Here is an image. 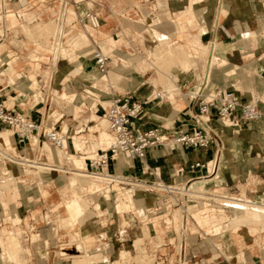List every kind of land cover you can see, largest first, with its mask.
Here are the masks:
<instances>
[{"label":"rangeland","instance_id":"obj_1","mask_svg":"<svg viewBox=\"0 0 264 264\" xmlns=\"http://www.w3.org/2000/svg\"><path fill=\"white\" fill-rule=\"evenodd\" d=\"M7 1L8 7L6 8V10H0V15L3 16L2 18H6L5 20H7V35L2 37L0 39V42H5L6 45H8V47L11 49L10 53L19 57L18 60L22 67L28 68L32 65L31 63L36 62L31 61L29 57V54L31 53L44 55L45 57H47V59L42 58L39 61L40 66L38 69H36L37 82L34 83L36 85V88L27 90L24 96H18V90L14 85L8 86L6 78L5 83L3 85H0V88H3L2 94L5 96V98L7 93L18 96L15 107L21 108L24 112H30L33 117L38 120L39 125L43 128L45 127L47 129H50L55 127L57 130L61 131L63 124H67L69 127L67 134L69 136L75 135L77 130L82 129L78 136L81 135V138L87 141V146L90 147L89 150H91L92 148H97L98 150L101 148H98L99 146L104 145L105 147L108 143H106V141H101L100 139V133L102 131L108 132L109 130L106 121L105 123L102 122V112L104 106L99 101L94 102L88 96V94L85 92L84 85L81 83V80L77 76H75L74 73L63 72L60 69L63 67V62L59 60L62 54H66L65 48H70L69 52L72 51V46L68 44V42H66V39L70 38V41H72V39L77 36L78 32H81L82 29H84V26L82 24L83 20L91 25L92 28L88 25L87 27L89 28V32L94 34L92 36L93 41L88 47H86L85 50H93V52H95L96 49L102 48L99 44V41L102 38L100 30L105 29L108 37L119 40L116 45V49L119 51L118 57L122 55V58H118L117 60L113 55V53H115L113 52V50L111 51V49H109L108 47L102 48L104 52H108L111 55L108 70H114L122 75V77L116 83L108 84L103 75L106 73L100 72L98 70V68L95 66L92 55L88 54L87 56H84L83 52L85 50H77V53L80 55V60L85 61L88 64L86 68H88L89 72L95 76L94 79L89 77L87 78V75H85L84 77L85 80L91 85L88 86L89 88L87 89V92L91 94L90 91L94 90V99L99 95L102 99L103 95L101 94L105 93V91L109 95V100L111 99L113 94H123L126 92L131 93L132 96H136V98H147L151 96L154 90L159 89L164 92L165 96H168L166 92H174V101L182 104V107H185L183 111L190 113L189 110L192 111L195 107L192 97L197 96L202 91H208V89H210L212 86H216L226 89H232L243 98L249 99L254 96H259L260 104L264 105V65H262V67H258V65L255 64V67L252 68L250 65L246 66V64H248L252 59H257V61H259L260 56L264 53V23H258V16L264 17V9L254 8L252 10L253 15L249 16L250 21H248V31L243 30L247 39L250 40L249 43H246L244 41L235 42L237 41V38L242 37V33L236 34L235 36H229L224 41L202 40L206 45L199 40L193 39V43L201 52L204 60L202 61L201 58V61H198L196 58L192 60L191 54L194 55V53L183 52L180 45L174 47L177 44L174 42L178 41V44L185 42V40L183 39H178L177 30L178 26H181L179 24V21H184V25L188 27V30L190 32H197L199 26L195 23L192 25H188V23L185 22L186 16H183L182 19H179L175 13L171 14L168 8H165V6H163L164 4H162L161 1V5L159 6L156 5L157 2L155 0H148L147 2L143 0H96L98 2H114L115 6L112 10H107V8H102L101 6H99L100 8L95 10V12L99 13L100 26L93 27L91 24V20L86 17V12L89 10L88 2H91L92 0H67L68 4L65 7L67 26L63 30L59 26V23H57L58 20L53 17L54 12L56 11V9H53V7L59 5L60 0H45V2L50 3L46 7H43L42 2H38L40 0H27V2L29 3L25 5L22 4L25 0ZM261 3H264V0L254 1V5L258 7ZM75 5H78V7H76ZM32 6L34 7L30 8ZM24 7L28 9L27 12L31 16L37 17L41 15L42 17V20L38 19L30 23V33H25L20 29L17 32L14 31L12 27L11 17H6L4 15L8 13L6 12L7 10H10L11 12H17L18 18L26 21V17H22L20 15V12L24 10ZM70 10L77 12V16L74 17L70 13ZM216 12V25L213 29L216 33H234L231 29H229V26H224L227 19L231 16H233L237 20H246V11L243 8L236 9L233 5L230 6V9L228 10L226 16H221L220 7L216 8ZM241 15L243 16L241 17ZM47 21H51V24L48 25L49 23H45ZM158 21L160 23H155ZM44 24L46 27L47 25L51 27V25L53 24L52 30H50L49 27L46 28L45 26H42ZM152 24L157 26L156 28L158 30L157 34L159 38L166 37L161 33H165L170 37L168 43H173V48L166 47L169 45L167 42L164 43V47L158 40L152 39V33L150 31V27ZM71 26L73 27L72 30L69 29V27ZM43 27H45V31L43 30ZM201 28V33L207 34V28H209V26L207 28L205 26H202ZM2 29L4 30V32ZM46 31L49 34V36L47 35L48 39L46 36ZM155 32L157 31L155 30ZM0 33L5 34V25H2L1 23ZM60 33L63 34V39L58 38ZM139 34H142L143 37L139 36ZM47 40H49L50 42ZM219 42L225 43L228 46V50L218 49L219 53H217L216 51L214 52L219 62L216 67H213L211 69L210 76L207 77V62H205V59H208V55L210 52L209 50L212 48V46L216 47V43ZM66 45L67 47H65ZM235 45H237L236 50H231V47H234ZM245 45H250V47L248 49H245ZM202 49L205 50L203 51ZM19 50H22V52H16ZM177 52H180V54H178ZM56 53L58 56L56 55L55 57L54 54ZM172 54L173 56H171ZM75 56L77 57V55L72 52L69 56H67L64 64L71 65L70 67L72 68ZM161 56L163 57V59L161 58ZM157 58L161 59L158 60ZM185 58L186 61H184ZM7 59H9V57H7ZM164 60H166V63L168 61L167 66ZM181 60H183L185 63L180 62ZM172 61L175 63H173ZM176 61H179V63ZM232 64L236 65V70H232L233 72L229 73L227 71L231 68L230 65ZM182 67L187 70L183 69ZM257 68H260L261 70L257 72ZM130 70L132 72V77H130ZM45 71L48 72L44 73ZM172 71L178 74L177 80L173 81L171 79ZM165 73H167V75ZM59 74L63 76V84L61 85L57 84L56 82V80L58 81L61 79V76ZM56 76L58 77L55 80ZM129 81L133 82L134 87L130 86ZM136 81H139L142 86L144 84L153 85L154 90H149L147 92V95H141L138 91ZM33 82L34 80L31 81L30 84L33 85ZM55 84L60 87L67 86L66 90L68 92L70 90L74 92L82 100V102L78 106H74V103H72L71 101L69 102V94H67V99L60 98L59 94L64 92L65 89L62 87L59 90L58 88H56L57 86H55ZM247 85L250 86V89L244 88ZM169 101L170 99L166 98L163 100L160 106L153 109L147 108L145 110L146 115H149L151 112L156 113L154 111L159 110L163 114V119L167 117H170L169 119H171L172 117L176 116L177 114H171L173 113V108L172 105L169 104ZM35 103H37V105L31 107L32 104ZM52 110H56L59 113L60 117L62 114V118L59 121H51ZM217 119H219V121L214 122ZM222 119L230 118H214V121H211L214 131L219 126L222 128V137L216 131L218 137L217 142L212 145V156H206L202 160L203 162L209 161L213 159L214 154H216V159L218 158L219 162H221L225 158V160H227V163L231 164L230 173L228 174V177H225L227 178L225 181L221 180L219 182L212 183L211 185L210 183L213 181H210V183L208 182L205 185V182L202 181V178L211 177V175L213 174L211 172H207V169H210V171H212L213 162H211L209 166L203 165V168L201 167L202 169L205 168L204 171L206 173L201 177V182L199 179L197 180V178L192 181L197 180L196 182H199L197 183L198 185H204L201 186V188H204H202L203 190L212 191L213 189H217L224 192H238L243 196H251L254 198H257L258 193L261 192V197L264 198V153L260 152V146L264 145V141L260 138H256V136L253 134H249L250 132L248 131H239L238 129L233 128L231 132H235L233 133V135L239 136L238 139L245 138L244 135L239 134L241 133L250 136L253 140L247 138L243 142L244 152H242V156L240 153L241 147H238L235 154L225 157L223 153L225 150H227L228 146L225 143L224 136L228 135L225 133L227 128L223 125H220ZM227 123H229V121H226L225 125ZM239 124L242 128L252 127V130L256 132H258L259 129L264 130V121H239ZM91 125L92 127L89 129V126ZM160 126L162 127L163 124H161ZM4 127L5 126H0V128ZM8 130L13 132L11 128L6 127L2 130L5 136H7ZM63 130L65 131L66 128L63 127ZM40 140L41 142H39V144H36L37 147L34 150L29 149L26 154L20 152L21 148H25L24 144H21L17 147L14 144L15 141L13 136H11V141L5 144L0 141L1 148L4 152L25 156L32 161L35 160L38 163L36 164V167L27 166V168H25L23 166L12 164V162L7 160L6 163L0 161V241L7 242L8 248L4 251V247L2 246V244H0V254L3 252L10 253L11 257L9 258L16 261V263L13 262V264H27L25 262V250L28 248L31 249L32 254L33 252H35L36 254H42L44 252L41 250L42 248H44V238L42 237V233H40L39 237L36 234L37 231L30 232L29 239L26 241L24 240L25 235L24 233H22V230L27 229L32 225L36 230H42L44 226L43 222L41 221L42 210L44 208H51L55 210L61 226L63 225L62 227L65 231L61 234L63 240L67 241V236H69L70 242H74L76 244L82 242V244L85 246V250L83 252H77L74 250V248H71L70 252L73 256L69 259L59 256L55 257V261L59 260L57 261V264H70L72 260L78 259H83L81 263H84L85 259L87 263L88 259L89 264H137V258L139 257L136 256H140V258H143V262L145 264H156V257H166L168 260H173L172 258H174V262L166 260L163 264H176L175 260L177 258V253L172 245H163L156 248V245L160 242L166 243L170 239L174 238V234L164 228V225L160 222L159 219L153 221V223L156 224L155 233L152 234L147 225H143L142 231L137 230L136 228H128V230L124 232V234L120 236V238L118 235L116 236V238H114L115 233L113 231L110 232L107 236V240L109 241L108 248H106V246V249L101 248L98 244V237L95 232L85 229V226L88 222H92L91 220L93 218V215H95V210L93 209V205L91 204V202L95 201L104 204L103 202L105 201L99 195H90V193L88 192V185H90V183H88V181L86 180V176L77 175L78 178L76 176V173L78 171L84 172V169H82L81 166L83 165V159L78 157L87 155V153L76 154L72 139L69 138V148L67 150L72 152L74 156H71L69 154V157L66 158L65 156L67 155V153L64 156L60 152L62 149L61 146H55L43 138H40ZM65 142L67 143V139L65 140ZM169 143L173 144L169 148L175 147L174 145L178 144L175 142ZM240 146H242V143ZM77 148L81 149V145H79ZM164 148L168 150V147H163V149ZM248 148L249 150H256L257 153H247L246 150H248ZM55 150L57 151V154L54 153ZM73 158L74 163L77 166L72 164ZM166 160L169 162H175L177 164L176 166L174 165V169L172 170L173 173H176L174 174V176H178L179 174L185 175L186 172H191V175L189 176H200L198 172L199 170H193L189 167L190 163H183L179 165L182 160L178 158ZM40 164L52 166L55 169L49 170L40 168L38 166ZM186 165L187 168L183 169V167ZM74 166H76L77 168H74ZM63 169H68L70 171H73V173L60 171ZM145 173H147V176L152 177L151 172ZM220 173L223 175L224 171L222 170ZM161 175L165 176L162 172ZM15 176H18L19 178L15 179ZM18 179H24L25 183L21 184L20 181H17ZM74 179L75 184L74 186H72L70 184V181H73ZM42 180H45V185H43V183H39ZM43 186L46 187V189L48 188L49 195L46 197L41 194L42 192H45V188H40ZM97 186L101 187L102 185L99 184ZM93 188L95 187L90 186V190H92ZM10 189H14L17 191L14 192ZM74 191L77 192L79 196L85 198L88 204L82 208V210L84 209V211L81 210L77 217L72 218L76 219L75 221H78L77 225H72V219H70L71 221L68 220L69 222L62 220L68 216V212L65 210L64 204H66V201L70 200ZM23 194H25V197L23 196ZM59 200L61 201L58 202ZM260 202L261 201L258 200L256 201V204H259ZM124 204L125 202H122L124 208L121 205L122 208L118 207L119 210L126 209L127 206L126 204ZM256 207L258 208V206ZM256 207L253 205L244 206L240 209H242V211L243 209L246 210L245 212L237 209L233 210L232 214L226 212V214L223 216L217 215L216 217L218 219V223L207 229H205L201 225V241L198 244L199 249L195 250L196 253L194 255V250H188L190 258L186 264H236L240 260L238 259V257L241 253V250L244 253L245 258L246 256L251 255L253 257L262 259V263L264 264V220L261 222L258 218L259 214H256L255 212L254 214H256L258 217L252 215L253 213L251 211L253 209L254 211H257L255 210L257 209ZM260 210L261 212H264L263 207H260ZM16 214L21 217L22 221L16 223L15 226H13L14 221H12V216ZM125 220L126 221L123 222L121 218L119 220L116 219L115 222H119L121 226H130L131 222L127 216ZM234 220L236 221V226L233 222ZM9 231L14 232H12V236L11 234H8ZM251 232L254 233H252L249 238H246L245 234H250ZM235 234H241L245 237L242 246H239L237 242L233 240ZM14 235L20 241L22 249L21 245L17 244L18 241L14 238ZM6 236H8V238ZM30 236L33 240L37 241L30 244ZM139 236H143V241L140 242V240L142 239H138ZM9 237H13V239L11 240V238ZM12 241H15V243ZM132 243L134 244V246L132 245ZM252 245L256 246L255 250L252 249ZM98 247H100L101 249H97ZM231 247H233L234 249ZM121 248L131 251L130 255L136 257V259L130 256L127 258V260H129L128 262L127 260H125V262H122L119 258V252ZM231 249L232 251L234 250V252L236 251L235 256H231ZM58 254L59 253H57V255ZM86 256H88V258ZM17 257H19V259Z\"/></svg>","mask_w":264,"mask_h":264},{"label":"built area","instance_id":"obj_2","mask_svg":"<svg viewBox=\"0 0 264 264\" xmlns=\"http://www.w3.org/2000/svg\"><path fill=\"white\" fill-rule=\"evenodd\" d=\"M22 4H27V0ZM7 7L8 1L3 0L1 9L6 10ZM4 15L8 17L6 14ZM2 17L0 16V23L5 25V34L0 33V39L7 35V20ZM86 17L91 20L94 27L100 26L99 13L95 12L94 9L89 8ZM66 26L67 24L63 25L62 29ZM58 38L63 39V34L60 33ZM92 58L100 71L108 70L111 59L108 52H104L102 48L96 49L92 54ZM2 91L3 88H0V126L11 128L15 139L26 145L27 151L29 149L34 150L37 147L36 145H29L32 136H37L39 142H41L40 138H43L55 146L63 145V135L59 130L55 127L43 128L30 113L20 110L15 105L8 107L5 104L6 98ZM162 98V91L154 92L151 96L142 100L126 92L113 94L111 103L107 107H103L102 117L106 121L113 140L107 148L98 149L95 156H86L84 172L87 179L97 180L102 185L100 189L90 190V186L87 184L90 195H99L105 202H103L104 204L91 202L95 215H93L92 222L86 224L85 229L95 232L99 246L106 249L109 245L107 236L110 232L114 231V238L117 235L120 238L128 228H136L142 231L143 225L150 228L153 221L159 219L164 228L174 234V240L166 243L160 242L156 245V248L163 245H172L177 253L176 264H186L190 258L188 250H194V255L195 250L199 249L198 244L201 241V224L196 215L201 217L202 212L223 216L226 212L232 214L233 210L244 206H252L258 200L264 203V200L243 196L238 192H224L217 189L212 191L201 190V185L192 181L195 178L198 179L199 176L186 181L167 180L156 169L151 172L152 178L130 174L119 175L115 170L112 158L125 154L133 161L138 160L146 163L148 149L163 146L169 142H175L186 148L208 153L212 145L217 142L218 137L212 129L211 121L213 118L231 117L245 122L264 121V105L260 104L259 96L249 99L243 98L232 89L212 86L208 91H202L197 96L192 97L195 107L189 115V123H182L177 127L167 129L159 125L145 128L135 126L132 118L144 111L146 106ZM6 160L23 167H36L35 160L32 161L17 154L9 153L8 156L0 159L3 163H6ZM203 165L202 158H199L192 162L189 167L193 170H200ZM145 166L148 168V165ZM213 166H215V163ZM184 168H187V166H184ZM60 171L73 173L68 169ZM207 171L212 173L210 169ZM115 184H119L120 188H115ZM128 191L133 194L134 198L141 197L142 204L120 211L118 206L125 201ZM96 203L99 204V207L95 206ZM175 211L181 213V224L178 228L175 227L173 221ZM126 216L131 222L130 226H121L119 222H115L116 219L121 218L123 222L126 221ZM41 221L48 228L49 239L53 240L52 248L56 254L59 253V257L71 258L73 256L70 252L71 248H74L77 252L85 250L82 242L79 244L70 242L69 236H67V241L63 240L61 234L65 231L59 223L55 210L44 211L41 214ZM77 223L78 221H74L72 225H77ZM29 230L30 232L37 231L36 234L40 237L41 229L36 230L32 225ZM150 232L152 234L156 232L154 226L150 228ZM36 241L30 236L31 243ZM132 245L134 246L133 243ZM100 247L97 249H101ZM166 260H168L166 257H156L155 262L156 264H163ZM168 261L171 262V260ZM236 264L257 263H253L244 257Z\"/></svg>","mask_w":264,"mask_h":264},{"label":"crops","instance_id":"obj_3","mask_svg":"<svg viewBox=\"0 0 264 264\" xmlns=\"http://www.w3.org/2000/svg\"><path fill=\"white\" fill-rule=\"evenodd\" d=\"M145 2H147L148 0H143ZM157 3L156 5H161L160 3L162 2V4H164L163 6H165V8H168L169 12L172 14V13H175L179 19H182L183 16H186V21L188 23V25H192V24H197L199 26V29L197 32H190L188 30V27H186L184 25V21H179V24L181 26H178V30H177V34H178V39H183L185 40V42H182V43H179L178 44V41H175L174 43H177L174 47L176 46H181V50L183 52H186V53H194L191 54L192 56V60L194 58H196L198 61H201V54H200V51L198 50V48L195 46V44L193 43V39H196V40H199L201 42H203L202 40L204 41H217V40H221V41H224L226 40L229 36H235L236 34H239V33H242V37L241 38H237V41L235 42H238V41H244L246 43H249L250 40L247 39V37L245 36V32L244 31H248V21H250L249 19V16H252L253 15V9L254 8H259V9H264V3H261L258 6H255L254 5V1L255 0H155ZM161 1V2H160ZM225 1V2H224ZM38 2H42V5L43 7H46L48 6L50 3L49 2H45V0H40ZM224 2V3H223ZM29 3V2H27ZM45 3V4H43ZM222 3V4H221ZM68 4L67 0H60L59 1V5L53 7V9H56V11L54 12L53 14V17H55V19L58 20V23H59V26L62 27L63 25L67 24V17L65 16V7L66 5ZM233 5L236 9H240V8H243L246 12H245V18L246 20H237L235 19L233 16L229 17L226 21V23L224 24V26H229V29H231L234 33L233 34H221V33H216L214 32V26L216 25V16H217V12H216V8H219L220 7V14L221 16H226V14L228 13V10L230 9V6ZM76 7H78V5H75ZM101 6L102 8H107V10H112L114 8V2H106V1H102V2H98L96 0H92L91 2H88V8H92L94 10H97L99 9ZM215 6V8H214ZM34 6L30 7V8H33ZM29 8V9H30ZM40 8V7H38ZM184 8V9H183ZM175 10V11H174ZM28 9L26 7H24V10L23 11H19L20 12V15L22 17H26V21L25 20H22V19H19L18 16H17V12H11L10 10H8V17H11V22H12V27H13V30L14 31H18L19 29L22 30L23 32L25 33H30L31 32V27H30V23L34 20H42V17L41 15L39 16H31L30 14H28ZM47 11V10H46ZM43 13H44V10H43ZM70 13L75 17L77 16V12L73 11V10H70ZM219 16V15H218ZM243 15H241L242 17ZM174 21V20H173ZM51 21H47L45 23H49ZM155 23H160L159 21L158 22H155ZM258 23H264V17H259L258 16ZM82 24H83V28L81 32H78L77 36L74 37L72 39V41H70V38H67L66 39V42H68V44H70L72 46V51L69 52L70 48L69 49H66L65 48V52L66 54H62L60 56V59L62 62H63V67L60 68L63 72H69V73H74L75 76H77L80 80H81V83L84 85L85 87V92L88 94V96L94 101H99L101 102V104L104 106V107H107L108 104H109V95L106 94V93H103L101 95H103V98L101 99L100 95L99 96H96V98L94 99V90L90 91L91 94H89L87 92V89L89 88L88 86H91L89 82H87L85 80V75H91L92 73L89 72V69L86 68V66L88 65L85 61H81L80 60V55L77 53V50L81 49V50H85L86 47H88L90 45V43L93 41V38L92 36L94 35L93 33L89 32V28L87 27L91 25L89 23H87L85 20L82 21ZM202 26H205L206 28L209 26V28H207V34H202L201 31H202ZM157 26L152 24L151 27H150V31L152 33V39L154 40H158L160 42L161 45H164L165 42L168 43V41L170 40V37L165 34V33H161V34H164L166 37L165 38H159L158 36V30L156 28ZM72 26L69 27L70 30H72ZM92 28V27H91ZM68 29V30H69ZM228 29V28H227ZM155 30L157 32H155ZM101 34H102V38L101 40L99 41V44L102 48H106L108 47L109 49H111V51L113 50V55L116 57V59L118 60V58H122V55L118 57V53L119 51L116 49V45L117 43L119 42V40H116L114 38H111V37H108V34L107 32L105 31V29H102L100 30ZM47 36V34H46ZM139 36L143 37L142 34H139ZM48 41V40H47ZM14 42V40H13ZM234 42V43H235ZM169 44V43H168ZM203 44H205L203 42ZM173 43H170L168 46L166 47H170V48H173L172 47ZM206 45V44H205ZM233 45V43H232ZM67 47V45L65 46ZM225 47V48H223ZM236 47L237 45H235L234 47L232 46L231 47V50H236ZM250 47V45H245L244 48L245 49H248ZM168 49V48H167ZM218 49H224V50H228V46L223 43V42H219V43H216V47H213L210 49L214 56L216 57V59L218 60L216 54L214 53L215 51L217 53L218 52ZM244 49V50H245ZM11 52V49L8 47V45H6L5 42H3L2 44H0V53L5 56L6 58L9 57L8 60H10L13 65L15 66V73L16 75L18 76L16 81L15 82H10V77H9V73L7 72V69H6V65L3 64L2 62H0V85H3L5 83V79L7 78V85L9 86H15L16 89L18 90V96L21 95V96H24L27 92V90H32L33 88H36V85L34 83L37 82V75H36V69L39 68L40 64H39V61L42 59V58H45L47 59V57H45L44 55H40L38 53H31L29 54V57L31 59V61H36L35 63H31L32 67H22L20 62H19V57L17 55H14ZM16 52H22V50L20 51H16ZM74 53L77 55V57L75 56V59H74V62H73V67L71 68L70 66L71 65H65V60L67 59V56H69L71 53ZM232 52V51H231ZM225 53V52H224ZM88 54H93V50H85L83 52V55L84 56H87ZM225 56H228V55H225ZM73 58V57H72ZM124 60V59H123ZM196 60V61H197ZM255 64L258 65V67H262V65H264V53L260 56V59L259 61H257V59H252L248 64H246V66L250 65L251 68L252 67H255ZM96 66V65H95ZM194 66V64H193ZM192 66V67H193ZM236 67V65H234ZM133 68V67H132ZM183 68V67H182ZM185 69V68H183ZM99 70V69H98ZM187 70V69H185ZM254 70V69H253ZM261 69L260 68H257L256 71L259 72ZM100 71V70H99ZM48 71H45L44 73H47ZM102 72V71H100ZM106 74H103L104 75V78L106 79L107 83H116L121 77L122 75L119 74L118 72L114 71V70H107V72H105ZM130 73V77H132V72L131 70L129 71ZM33 74V76H32ZM61 76V79L60 80H56L57 84L61 85L63 84V76L61 74H59ZM159 79H160V76H159ZM171 79L174 81V80H177L178 79V74L175 73L174 71L171 72ZM33 85L30 84L31 81H33ZM130 82V86L131 87H134V84L132 81H129ZM137 83V87H138V91L140 92L141 95H147V92L151 89L154 90V86L153 85H141L139 83V81H136ZM55 86H57L55 84ZM7 87V86H5ZM63 86H57L56 88H58L60 90V88H62ZM32 88V89H31ZM65 90L64 92L60 93L59 97L62 98V99H67V94H69V102L71 101L72 103H74V106L75 105H79L82 100L74 93L72 92L71 90L68 92L66 90L67 86L63 87ZM164 88H165V85H164ZM245 89H250V86L247 85L246 87H244ZM157 91H162V90H154L152 92V94L154 92H157ZM163 93V98L161 100H155L154 102H152L151 104H149L148 106L145 107L144 111L142 112L141 116L137 119H135L133 121L134 125L139 127V128H145V127H149V126H154V125H161L163 124V128L167 129V128H173V127H177L179 125H181L182 123H189V115L190 113H192L191 110L190 113L189 112H185L183 111L185 107H182V104L174 101V92H166L168 94V96H165L164 95V92L162 91ZM151 94V95H152ZM37 95V94H36ZM18 96H14L10 93H7L6 95V99H5V104L8 106V107H12L13 105H16V100H17V97ZM136 98V96H135ZM166 98H169L170 101H169V104L172 105V108H173V113L171 114H177L176 116L172 117L171 119H169L170 117H167V118H164L163 119V114L161 111L157 110V111H154L156 113H158V115H152V112L149 114V115H146L145 113V110L147 108L149 109H153L155 107H158L162 104L163 100L166 99ZM139 100H142L144 98H137ZM37 103L35 104H32L31 107H34L36 106ZM18 108V107H17ZM20 110H22L21 108H19ZM77 110V109H75ZM23 111V110H22ZM30 113V112H28ZM31 114V113H30ZM61 114V113H60ZM32 115V114H31ZM33 116V115H32ZM95 116V115H94ZM62 118V114H61V117L60 119ZM163 119V120H161ZM213 121H214V118H213ZM219 119L215 120L214 122H218ZM228 122L226 125H225V122ZM103 123H105L104 120H102ZM219 124V123H218ZM220 125H223L227 128V130L225 131V133L228 135V136H224L225 138V143L227 144L228 148L227 150L221 153H223V155L225 157H228V156H231L232 154H235L236 151H237V148L238 147H241L240 148V153H241V156H242V152H244V149H243V142L248 138V139H252L250 136L246 135V134H241L239 133L240 135H244L245 138L243 139H238L239 136H236V135H233V133L235 132H231L233 130V128H236L238 129L239 131H248L250 132L249 134H253L256 136V138H260L264 141V130L262 129H259L258 132L252 130V127L250 128H242L239 124V121L234 119H222L221 122H220ZM63 127L66 128V130L64 131L63 130ZM63 127H62V130L60 131L61 134H63L64 136H67L66 139H67V146H61L62 149H61V153H62V150L65 151V155L67 153V155L65 156L63 153V155L67 158L69 157V154L71 156H74V154L70 151H68L67 149L69 148V138L72 139V143H73V146L76 150V154H81V153H87V155H83L81 157H78V158H82L83 159V165L82 166V169L85 168V158L86 156L88 157H91L93 156L94 154H96V151H97V148L96 149H91L89 150L90 147L87 146V141L86 140H83L81 138V135L78 136V134L82 131L81 130H77L76 131V134L73 135V136H69L67 133H68V125L67 124H63ZM92 127L89 126V129ZM5 128V127H4ZM218 130V133L220 134V136L222 137V133L223 130L222 128L219 126L216 128ZM0 130H3V128H0ZM103 132L102 131L100 133V136L103 135ZM13 133V132H12ZM65 133V134H64ZM108 133H109V130H108ZM238 133V132H237ZM110 135V133H109ZM14 136V134H13ZM236 138V139H230V138ZM255 138V139H256ZM101 139V137H100ZM14 144L18 147L19 145H21L22 143H19L15 137H14ZM253 140V139H252ZM101 141H106V143L108 142L107 140H102ZM242 143V146H240ZM39 144V141L38 143ZM78 144V145H76ZM29 145H36V144H30ZM81 145V149H78L77 147ZM173 144H166L164 146H159V147H156V148H150L148 149L147 151V154H146V163H143L141 161H138V160H132L131 159V164L127 165L126 167H124L122 169V172L119 174V175H125V174H130V175H134V176H143V177H147V178H152L150 176H147V173L145 172H152V170L156 169L159 171L160 175H161V172L163 173V175L165 176H162L163 178L167 179V180H177V181H186L190 178H193L194 176H189L191 175V172H186L185 175L183 174H179L178 176H174V174L176 173H173V169H174V165L176 166L177 164L175 162H169L167 161L166 159H174V158H178V159H181L182 162L179 163L180 164H183V163H192L194 162L195 160L199 159V158H205L206 156H212L211 152H212V147H211V150L208 152V153H202V152H199V151H196L194 150L193 148H186L180 144H176L174 145L175 146V150L176 152H174L171 148H169L170 146H172ZM26 146V145H24ZM254 146V145H253ZM253 146H250V147H253ZM13 147V146H12ZM103 148L104 145H101L99 146L98 148ZM163 147H168V150H166V148L163 149ZM20 152L21 153H27V150H26V147L25 148H21L20 149ZM247 153H257L256 150L254 149H250L248 148V150H246ZM260 152H263L264 153V145H261L260 146ZM73 154V155H72ZM216 154L213 155V157L215 156ZM221 156V155H220ZM76 158V157H74ZM74 158L72 159L73 160V163L74 165H76L74 163ZM243 159V157H242ZM115 162L117 161H113V165L115 167V170H116V166H115ZM205 162V161H204ZM222 162L225 163L221 165V171L223 170L225 174L226 172H229L230 173V167H231V164H228L227 163V160H225V158L222 160ZM242 162V161H241ZM240 162V164H241ZM145 165H148V168L145 166ZM230 165V166H229ZM77 166V165H76ZM76 166H74V168H77ZM187 166V165H186ZM240 167V165H239ZM27 168V167H25ZM203 168V167H202ZM200 169L198 172L200 174V176L198 177L201 178L205 173L204 169ZM26 170V169H25ZM117 170L120 171V169H118V166H117ZM76 173V172H75ZM178 173V172H177ZM152 174V173H151ZM228 177V176H227ZM16 178H19L18 176H15V179ZM211 178V177H210ZM197 179V180H198ZM227 178H225L223 181H225ZM89 183V180L86 179ZM196 180V181H197ZM17 181H20L21 184H24L25 183V180L24 179H18ZM195 181V182H196ZM210 181H213L210 183ZM45 180H42L40 181L39 183H43V185H45ZM71 182V181H70ZM196 183H199V182H196ZM209 183L210 185L212 183H216L214 182L213 179H210L209 180ZM117 187L115 188H120L119 184H116ZM40 188H45V192H42L41 194L43 196H48L49 195V192H48V188L46 189V187H40ZM11 191H17V190H14V189H10ZM129 194H131L132 198L134 199L135 201V204L131 203V207L130 208H133V207H136L138 204H142V198L141 197H136L134 198L133 197V194L131 192L128 191V194H127V197L129 196ZM261 192L258 193V199H264L263 197H261ZM23 196L25 197V194H23ZM62 200V199H61ZM61 200H59L58 202H60ZM98 204V203H97ZM60 205V204H59ZM64 207H65V204H64ZM51 208L49 209H46L44 208L42 210V213L46 210H50ZM196 218L199 220V223L205 228H210L212 227L214 224H217V217L214 213H202L201 212V217H197L196 215ZM12 221H14V225L20 221H22L21 217L16 214L14 216H12ZM173 221H174V224H175V227L178 228L181 224V213L179 211H175L174 214H173ZM235 226H236V221L234 220L233 221ZM154 226V228H156V224L155 223H152L151 227L152 228ZM149 228V227H148ZM149 228V229H150ZM252 229V228H251ZM236 230V229H235ZM41 233H42V237L44 238L43 242H44V248H42L41 250L44 251L42 254L41 253H35L33 252V254L31 253V249L28 248V249H24L26 252H25V262L27 264H57V261H55V257H57L58 255L56 254L55 250L52 248V242L53 240H50L49 239V231H48V228L43 226V229L40 230ZM257 231V230H256ZM13 231H9L8 234L12 233ZM22 233H24L25 237H24V240H28L29 239V233H30V230H29V227L27 229H24L22 230ZM252 233L254 232H251L250 234H245V237L249 238L250 235H252ZM150 236V234H149ZM15 237V235H14ZM245 237L241 234H235L234 237H233V240H235L237 242V244L239 246H242L243 245V242H244V239ZM1 238V237H0ZM16 238V237H15ZM16 240L18 241V243L21 245L20 241L16 238ZM173 239H170L169 241H173ZM1 242V241H0ZM6 243V244H5ZM0 244H2V246L4 247V251L7 250V242H1ZM30 244H32L30 242ZM233 248V247H231ZM256 246L255 245H252V249L255 250ZM21 249H22V245H21ZM234 249V248H233ZM46 254V255H45ZM51 255H52V258H51ZM236 255V251L234 252V250L232 251L231 249V256H235ZM244 253L242 252L241 250V253L239 254V257L238 259L240 258H244ZM174 262V258H172ZM246 259L249 260V261H253L254 263H257V264H263V260L262 259H259L257 257H253V256H246ZM16 263L15 260L13 259H10L9 256L3 252L0 254V264H13ZM71 264V262H70Z\"/></svg>","mask_w":264,"mask_h":264},{"label":"bare ground","instance_id":"obj_4","mask_svg":"<svg viewBox=\"0 0 264 264\" xmlns=\"http://www.w3.org/2000/svg\"><path fill=\"white\" fill-rule=\"evenodd\" d=\"M2 6H3V0H0V10H1V8H2ZM8 13H6V15H7ZM1 16V15H0ZM8 16V15H7ZM42 23V22H41ZM58 23V22H57ZM43 24V23H42ZM51 24V22H49V24L48 25H50ZM47 25V27L45 26V24L44 25H42V26H45L46 28H50V30H52V25H51V27L50 26H48ZM100 25V24H99ZM40 26V25H39ZM93 26V25H92ZM45 27H43V30L45 31ZM94 27V26H93ZM40 28V27H39ZM56 28V27H55ZM60 28V27H59ZM62 28V27H61ZM57 29V28H56ZM48 30V29H47ZM55 30V29H54ZM63 30V29H62ZM57 31V30H56ZM47 32V31H46ZM51 32V31H50ZM49 32V33H50ZM59 32V31H58ZM48 36H49V34H48V32L46 33ZM58 34V33H57ZM48 36H47V39H48ZM49 41V40H48ZM50 42V41H49ZM3 42H0V44H2ZM60 43V42H59ZM57 44V43H56ZM206 49V48H205ZM205 49H202L203 51L205 50ZM171 50V49H170ZM207 51V50H206ZM210 52H209V57H208V59H205L206 61L205 62H207V72H206V76L208 77V76H210V72H211V69L213 68V67H216L217 66V64H218V60L216 59V57L214 56V54H213V52L211 51V50H209ZM168 52V51H167ZM170 52V51H169ZM173 52H174V50H173ZM172 52V53H173ZM155 53V52H154ZM171 53V52H170ZM178 54H180V52H177ZM182 53V52H181ZM206 53V52H205ZM204 53V54H205ZM208 53V52H207ZM174 54V53H173ZM173 54L171 55V56H173ZM200 54H201V52H200ZM55 55V57H56V55H57V53L56 54H54ZM157 55V54H156ZM58 56V55H57ZM170 56V55H169ZM174 56H176V55H174ZM202 56V55H201ZM158 57H160V56H158ZM161 58L163 59V57L161 56ZM161 58H157L158 60L159 59H161ZM170 58V57H169ZM202 58V61H204L203 60V56L201 57ZM184 60V59H183ZM183 60H181L180 62H184V61H186V58H185V60L183 61ZM161 61V60H160ZM165 61V63H166V60H164ZM163 61V62H164ZM0 62H2L3 64H5L6 65V69H7V72L9 73V77H10V82H15L16 81V79H17V75H16V73H15V66L13 65V63L10 61V60H8L5 56H3L1 53H0ZM173 62V61H172ZM176 62H178L179 63V61H176ZM188 62H189V59H188ZM226 62V61H225ZM167 63H168V61H167ZM167 63H166V66H167ZM173 63H175V62H173ZM182 63H180V64H182ZM185 63V62H184ZM163 64V63H162ZM169 64H170V62H169ZM169 64H168V66H169ZM186 64H187V62H186ZM152 65V64H151ZM164 65V64H163ZM189 65H190V62H189ZM149 66V65H148ZM153 66V65H152ZM165 66V65H164ZM231 66V68L227 71V72H233L234 70H236V67L234 66V64H232V65H230ZM160 67V66H159ZM161 67H162V65H161ZM187 67H188V65H187ZM158 68V67H157ZM166 70H168V69H166ZM233 70V71H232ZM102 72H107V71H102ZM241 72H242V69H241ZM166 75H167V73H165ZM57 77L58 76H56V79H57ZM92 78V79H94L95 78V76L93 75V74H91V75H87V78ZM169 77V76H168ZM211 80V79H210ZM105 93L106 94H108L106 91H105ZM111 103V99L109 100V104ZM108 104V105H109ZM143 112V111H142ZM142 112H140L137 116H135L134 118H132V122L135 120V119H137V118H139L140 116H141V114H142ZM152 115H158L157 113H152ZM225 118H230V119H232L233 120V118H231V117H225ZM59 121L60 120V116H59V113L56 111V110H52V118H51V121ZM6 128V127H5ZM4 129V128H3ZM213 129V128H212ZM218 132V130L217 129H215V132ZM109 133H110V131H109ZM109 133L107 132V131H104V133H103V135H101L100 137H101V139L103 138V139H105V140H107L108 141V143L106 144V146L105 147H103V149H105V148H107L111 143H112V140H113V137H112V134L110 133V135H109ZM63 135V134H62ZM11 136H13V133L11 132V131H9L8 130V134H7V136H5L4 134H3V131L2 130H0V141H2V143L3 144H5V143H7V142H9V141H11ZM14 137V136H13ZM63 145L64 146H67V143L65 142V140H66V136H64L63 135ZM15 141V140H14ZM38 143V138H37V136H32L31 137V140H30V144H37ZM166 144H169V143H166ZM166 144H164V145H166ZM62 145V146H63ZM76 145H78V144H76ZM163 145V146H164ZM181 145V144H180ZM171 149L174 151V152H176V150H175V147H171ZM55 154H57V151L55 150V152H54ZM62 153L65 155V151L64 150H62ZM8 154L9 153H6V152H4L3 150H2V148H1V145H0V159H2L4 156H8ZM93 156H95V154L93 155ZM93 156H91V157H93ZM216 155L213 157V159H211V160H209V161H206V162H204V166H209L210 165V163L211 162H213V165H214V163H215V166H213L212 165V175H211V178L210 177H205V178H202V181H204L205 182V185H206V183H208L209 182V180L210 179H213L214 180V182H219V181H221V180H224L225 179V177L226 176H228V174H229V172H226L225 174H221L220 172H221V165L222 164H224L225 165V163L224 162H219V159L217 158L216 159ZM112 161H117V162H115V166H116V171H117V173L118 174H120L121 172H122V169L124 168V167H126L127 165H129V164H131V158L129 157V156H127V155H119V156H115V157H113L112 158ZM35 162V166H36V164H38L36 161H34ZM40 168H44V169H49V170H53V169H55L54 167H52V166H48V165H38ZM117 166H118V169H120V171H118L117 170ZM27 167V166H26ZM211 168V167H210ZM208 170V169H207ZM77 172V171H76ZM208 172V171H207ZM77 175H81V176H86L85 175V172H77L76 173V176ZM77 178H78V176H77ZM77 180V179H76ZM89 180V179H88ZM199 180H200V182H201V178H199ZM89 183H90V185L89 186H94L95 188H98V189H100V187L99 186H97V185H99V184H101L100 182H98L97 180H89ZM70 184L72 185V186H74V184H75V179L73 180V181H71L70 182ZM81 186V185H80ZM115 187H117V185L115 184L114 185ZM201 186H204V185H201ZM95 188H93V189H95ZM203 188V187H202ZM201 188V190H203ZM76 190V189H75ZM130 192V191H129ZM126 197V199H125V204H126V209H129L130 207H131V203H133V204H135V201H134V199L132 198V196H131V194H129V196L127 197V196H125ZM124 204V205H125ZM86 205H88L87 204V201H86V199L85 198H83L82 196H79L78 194H77V192H73L72 193V196H71V198H70V200H68V201H66V204H65V210L68 212V216L66 217V218H64V219H62L63 221H71L70 219H72V218H75V217H77L78 215H79V213L81 212V210H82V208L84 207V206H86ZM97 205H98V207H99V204H97L96 203V207H97ZM121 205H122V203H120L119 204V206L118 207H121ZM253 206H258V208L257 209H255V210H257V211H254V209L251 211L253 214L252 215H255V217L257 216L256 214H259L257 217L259 218V220L262 222L263 220H264V212H261V210H260V207H263L264 208V203H262V202H260L259 204H256V202L255 203H253ZM122 207H123V205H122ZM121 207V208H122ZM124 208V207H123ZM238 210H241L242 211V209H238ZM82 211H84V209L82 210ZM120 211H122L121 209H120ZM246 210H244L243 209V211L242 212H245ZM259 211V212H258ZM254 212L256 213V214H254ZM76 219H72V222L71 223H73L74 221H75ZM78 220V219H77ZM236 220H238V219H236ZM63 221H62V223H63ZM68 221V222H69ZM66 225V224H65ZM63 226V225H62ZM14 233V232H13ZM13 233H10L11 234V236H12V234ZM146 233V232H145ZM144 233V234H145ZM144 234H143V236H144ZM147 234V233H146ZM36 235V234H35ZM35 235H33V236H35ZM84 236V235H83ZM143 236H139V238L138 239H142V240H140V242L141 241H143ZM7 238H8V236H6ZM138 237V236H137ZM9 238H11V237H9ZM15 238V237H14ZM13 239V237L11 238V240ZM16 239V238H15ZM83 239V238H82ZM74 240V239H73ZM76 241V240H75ZM78 241V240H77ZM136 241H137V238H136ZM139 241V240H138ZM12 242H14L15 243V241H12ZM139 243V242H138ZM17 244H19V243H17ZM137 244V243H136ZM12 245H13V243H12ZM15 246H17V245H15ZM14 247V246H13ZM12 247V248H13ZM18 248H19V246H18ZM8 249V248H7ZM16 249V248H15ZM8 251H10V250H8ZM14 252V251H13ZM19 252V251H18ZM131 251H128V250H126V249H124V248H121V250H120V252H119V258H120V260L122 261V262H125V260H127V258L128 257H133L132 255H130L131 253H130ZM15 253V252H14ZM6 254L9 256V257H11V255H10V253H8V252H6ZM13 254V253H12ZM18 254V253H17ZM15 256H16V254H15ZM76 257V256H75ZM87 258H88V256H86ZM136 257H139V258H137V264H145L144 262H143V258H140V256H136ZM136 257H133V258H135L136 259ZM18 259H19V257H17ZM77 258V257H76ZM85 258V257H84ZM241 259V258H240ZM81 261H83V259H78V260H72V262H71V264H79V262H80V264H85L86 263V259L84 260V263L82 262L81 263ZM129 260H127V262H128ZM16 262V261H15ZM89 261H88V259H87V263H88ZM18 263V262H17ZM21 263V262H20ZM86 263V264H87ZM25 264V263H24ZM89 264V263H88ZM91 264V263H90Z\"/></svg>","mask_w":264,"mask_h":264}]
</instances>
